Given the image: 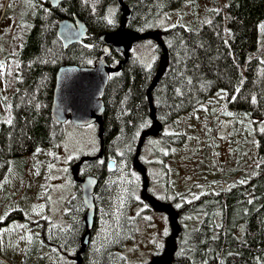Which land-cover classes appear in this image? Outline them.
Wrapping results in <instances>:
<instances>
[{
  "label": "trees",
  "instance_id": "obj_1",
  "mask_svg": "<svg viewBox=\"0 0 264 264\" xmlns=\"http://www.w3.org/2000/svg\"><path fill=\"white\" fill-rule=\"evenodd\" d=\"M190 1L193 6L198 0ZM9 2L0 0V24ZM182 2L157 3L161 6L174 3L179 8ZM5 3L8 5L3 8ZM143 3L148 16L158 17L164 11L159 4L154 9L150 0ZM211 3L212 8L194 26L174 25L152 33L157 35V48L151 69L131 54L122 58L120 64L121 53L111 51L108 55L111 72L103 96L105 111L94 124L100 150L97 155H83L75 160L77 169L71 174L77 187L85 175L100 179L97 215H103V223L107 218L108 226L98 219L99 227L105 229L98 251L69 257L72 263L127 264L123 256L110 250L132 239L137 219L129 215V208L145 202L165 212L171 224L162 247L155 253L161 260L166 256L164 264H264V0H211ZM116 6L117 0H82L81 4L69 0L51 9L46 0H18L10 17L12 30L0 37L2 108L10 116L0 125V190L11 159L35 156L42 150L55 148L61 141L62 125L51 117L56 73L64 65L94 66L102 54L98 36L119 31ZM137 8L136 5V14ZM74 17L86 24L87 38L64 49L57 36L58 23ZM217 93L225 94L227 106L244 114L251 126L257 127L254 164L235 168V174L221 182L228 186L224 190L193 199H189L192 191L188 190L175 194L171 201H158L151 193L141 160L144 146L150 138L161 135L167 124L202 108ZM172 139L180 144L184 136ZM106 156L128 165L132 182H107V173L102 175ZM90 160L97 161V166L90 164ZM135 175L142 186L139 196L143 201L134 199L138 188ZM121 188L126 190V198ZM115 200L125 209L121 216L108 213ZM102 205L107 214L106 210L101 212ZM82 208L77 195L69 203V216L74 223L70 232L65 230V237L83 233ZM13 220L25 221L24 212L14 210L3 217L0 232ZM48 226L51 224L46 219L25 223L26 231L33 232L31 245L20 262L15 260L11 264H49L43 250L47 232H53ZM2 254L0 245V264H5Z\"/></svg>",
  "mask_w": 264,
  "mask_h": 264
},
{
  "label": "rangeland",
  "instance_id": "obj_2",
  "mask_svg": "<svg viewBox=\"0 0 264 264\" xmlns=\"http://www.w3.org/2000/svg\"><path fill=\"white\" fill-rule=\"evenodd\" d=\"M184 3L179 8L171 5L158 17H150L149 30L158 32L176 24L194 26L212 8L211 0H198L196 5L189 4L188 8ZM8 4L10 7L6 14L4 10L1 16L5 14L0 24V37L12 30L10 17L18 6V0H10ZM8 4L5 3L3 8ZM140 43L131 49V53L145 68L151 69L155 49L148 42ZM225 99V94L217 93L202 108L173 120L163 128L161 135L147 141L141 160L155 199L164 203L171 201L175 194L188 190L192 191L189 199L224 190L228 186L221 185V182L232 175L235 168L242 164L249 167L254 164L257 157V127L251 126L244 114L228 107ZM3 119H10L5 108H2ZM174 136H184V139L178 144V140L172 139ZM168 139L170 143L165 142ZM99 150L95 125L75 127L68 121L62 125V138L55 148L42 150L35 156L28 155L21 160L9 161L7 177L0 190V220L14 210H22L26 220H13L0 232V245L5 258L2 261L5 264L15 260L20 262L31 245L30 236L33 232L26 231L25 223L46 218L51 220V224L60 225L65 222V211L69 209L70 201L78 195L77 184L71 175L77 169L75 160L83 155H97ZM128 167L117 160V170L109 176L107 182H132ZM134 181H137L138 186L134 199L143 201L139 196L142 188L140 180ZM129 188L126 187L127 190ZM121 191L126 198V190L121 188ZM129 201L132 203V200ZM114 203L108 213L121 216L125 210L123 204L116 200ZM105 210L102 205L101 212ZM129 215L137 219V227L132 239L122 246L120 252L127 264H151L171 228L170 221L165 212H159L142 202L133 204L129 208ZM98 219L103 221V215L98 216ZM105 220L107 227V218ZM48 228L55 233V227ZM101 234L99 232L100 238ZM43 250L49 264L73 262V259L61 253L49 254L46 245Z\"/></svg>",
  "mask_w": 264,
  "mask_h": 264
},
{
  "label": "water",
  "instance_id": "obj_3",
  "mask_svg": "<svg viewBox=\"0 0 264 264\" xmlns=\"http://www.w3.org/2000/svg\"><path fill=\"white\" fill-rule=\"evenodd\" d=\"M67 1L69 0H46L51 9H57ZM118 1L122 22L121 32L106 33L99 37V42L103 46L102 54L95 61L94 66L80 68L74 65H64L56 73L51 117L59 125H64L69 121L75 127H87L95 124L104 114L103 96L110 72L107 57L112 50L120 52L126 57L131 52V43L120 38L124 30V23L130 18L131 13L122 0ZM87 33L86 24L78 17H74L73 20L63 19L58 23L57 36L64 49L84 42ZM107 165L110 170H113L115 162L109 161ZM99 182L100 179L94 175H86L79 181L80 197L86 209L82 220L86 231L82 237L84 245L88 244L90 232L95 223L94 194Z\"/></svg>",
  "mask_w": 264,
  "mask_h": 264
},
{
  "label": "flooded vegetation",
  "instance_id": "obj_4",
  "mask_svg": "<svg viewBox=\"0 0 264 264\" xmlns=\"http://www.w3.org/2000/svg\"><path fill=\"white\" fill-rule=\"evenodd\" d=\"M78 1H79L80 4L82 3V0H78ZM122 1L128 7V9H129V11L131 13V16H130V18L128 20L125 21L124 30L121 33L120 38H124L125 40L129 41L131 43V49L134 48L135 46L141 44L140 42L145 41V42L150 43L154 47V49L156 50V48H157V45H156V43H157V40H156L157 39V35H153L152 33H154V32H152L150 30H147V27H146L147 20L150 17H152V16H148V15L145 14V10H144L145 7H144V3H143L145 0H122ZM150 1H151L152 4L155 5L154 9H157L156 4H159L158 6H161V3H157L158 1H161V0H150ZM181 1H185V4H186L187 8H188L189 4H192L190 0H181ZM136 5L138 6V8H137L138 14H136L137 11H135V6ZM172 5H174V3ZM164 6H166V7H164ZM116 7H117L116 8V10H117L116 18L118 20L119 32H121V23L122 22H121L120 5H119V1L118 0H117V6ZM161 7H162L161 9H163V10H166V9L170 8L165 3ZM180 10H182V8H180ZM84 16H86V14H84ZM127 23L129 24L128 25L129 29L126 28ZM137 30H139V32H137ZM159 31H161V30H159ZM115 32H118V31L116 30ZM115 32H113V33H115ZM103 34H106V33L100 34L98 36V40H99V37L101 35H103ZM134 39H136L137 41H134ZM119 53L120 52H117V54H119ZM130 54L132 55L131 52H130ZM118 58H119V64H120L121 61H122V58L123 59H127L128 57H126L124 54L121 53L120 57H118ZM154 61H155V57H154ZM2 88H3V63H2V57L0 55V125L2 124ZM117 160H119V159L116 158V157H111V156L108 157V156H106L105 157V161H103L105 163H103V168L104 169L102 171V173H103L102 175L107 173V176H108L107 181H109V176L114 174L116 172V170H117L116 169ZM109 161H114L115 162V166H114L113 170H110L108 168L107 163ZM90 162H91L90 164H92L93 166H97V161L90 160ZM97 191H98V188H97V190H96V192L94 194L95 204H96L95 224H94L93 229L90 232V237H89V240H88V244L84 245L82 243V237H83V235L86 232L84 227H83L84 231H83V233L81 235H80V232H79L78 234H72L70 236L65 237V235H66L64 233L65 230H68L70 232V230L73 229L72 225L74 223V219L69 216L70 209H68V210L65 211V222L63 224H60V225L51 224V220L46 218L47 222L50 223L51 226L55 227V229L57 231V233H48L47 232L45 245L47 246V250H48L49 254L54 252V254L57 253L59 255L61 253V255L63 254L64 256L72 258V257L77 256L78 254H82V255L87 256L89 254L92 255V254H94V253H96L98 251V244L102 241V240H100L101 238L99 237V232L103 233L104 232V227H99L100 224H99L98 217H97L98 216L97 215L98 206H99V204L97 205V202H96ZM78 194L80 195L79 190H78ZM80 199H81V197H80ZM81 203H82V200H81ZM143 203H145V202H143ZM82 206H83L82 210H83L84 213H83V216L81 217V225H82L83 217H84V215L86 213L85 206L83 204H82ZM159 208L163 209L162 206H160ZM103 221H104V219H103ZM103 221H102V223H103ZM103 224H105V223H103ZM66 233H68V232H66ZM121 248L122 247H118V248L112 249V250H110V252L119 253L121 256H123L121 254V252H120ZM166 253H167V251H166ZM165 257L166 256H164V258ZM164 258H163V260L158 261V259L155 257V258L152 259V263L151 264H164V262H163V261H165ZM161 262H163V263H161ZM70 264H76V262L75 263L71 262Z\"/></svg>",
  "mask_w": 264,
  "mask_h": 264
},
{
  "label": "bare ground",
  "instance_id": "obj_5",
  "mask_svg": "<svg viewBox=\"0 0 264 264\" xmlns=\"http://www.w3.org/2000/svg\"><path fill=\"white\" fill-rule=\"evenodd\" d=\"M94 202H95V198H94ZM96 205V204H95ZM95 224V223H94ZM94 227V226H93ZM163 263V262H162Z\"/></svg>",
  "mask_w": 264,
  "mask_h": 264
}]
</instances>
